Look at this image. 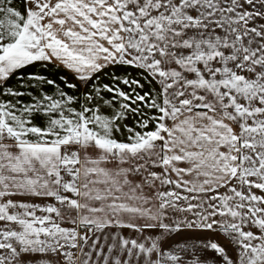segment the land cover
I'll use <instances>...</instances> for the list:
<instances>
[{"label": "snow or ice", "instance_id": "snow-or-ice-1", "mask_svg": "<svg viewBox=\"0 0 264 264\" xmlns=\"http://www.w3.org/2000/svg\"><path fill=\"white\" fill-rule=\"evenodd\" d=\"M0 264H264V0H0Z\"/></svg>", "mask_w": 264, "mask_h": 264}, {"label": "crops", "instance_id": "crops-1", "mask_svg": "<svg viewBox=\"0 0 264 264\" xmlns=\"http://www.w3.org/2000/svg\"><path fill=\"white\" fill-rule=\"evenodd\" d=\"M57 82L59 83V80H57ZM105 82H107V81H105ZM147 90V89H146Z\"/></svg>", "mask_w": 264, "mask_h": 264}]
</instances>
